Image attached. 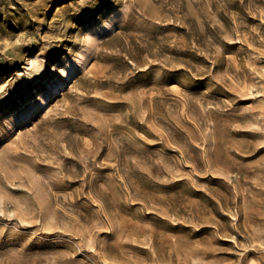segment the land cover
Returning a JSON list of instances; mask_svg holds the SVG:
<instances>
[{
    "label": "rangeland",
    "instance_id": "rangeland-1",
    "mask_svg": "<svg viewBox=\"0 0 264 264\" xmlns=\"http://www.w3.org/2000/svg\"><path fill=\"white\" fill-rule=\"evenodd\" d=\"M0 264H264V0H0Z\"/></svg>",
    "mask_w": 264,
    "mask_h": 264
},
{
    "label": "bare ground",
    "instance_id": "bare-ground-1",
    "mask_svg": "<svg viewBox=\"0 0 264 264\" xmlns=\"http://www.w3.org/2000/svg\"><path fill=\"white\" fill-rule=\"evenodd\" d=\"M117 15H118L117 13L113 14L96 31H90L89 35L90 36H96L99 33H103L105 31H108V30H111V29L115 28L117 26V24H118V22L116 20V16ZM87 56L88 55L86 53L85 54L82 53L81 56L78 58L77 62H72V61L68 62L63 68V73H65L66 75H71L72 73H74L78 69V64H82L83 62H85L87 60ZM34 61H35V57H32L31 60L28 62V64L31 65V64L34 63ZM32 66H34V65H32ZM54 87L57 88V86H54ZM41 97H40L41 98L40 101L38 103H32L25 113L31 114L39 106L46 105V103L48 102L47 94H44Z\"/></svg>",
    "mask_w": 264,
    "mask_h": 264
}]
</instances>
